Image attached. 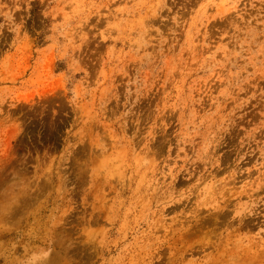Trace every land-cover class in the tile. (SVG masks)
<instances>
[{"label":"rangeland","instance_id":"374dc122","mask_svg":"<svg viewBox=\"0 0 264 264\" xmlns=\"http://www.w3.org/2000/svg\"><path fill=\"white\" fill-rule=\"evenodd\" d=\"M0 264H264V0H0Z\"/></svg>","mask_w":264,"mask_h":264}]
</instances>
